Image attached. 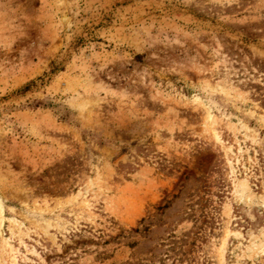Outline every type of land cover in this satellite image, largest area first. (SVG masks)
<instances>
[{
	"label": "rangeland",
	"instance_id": "rangeland-1",
	"mask_svg": "<svg viewBox=\"0 0 264 264\" xmlns=\"http://www.w3.org/2000/svg\"><path fill=\"white\" fill-rule=\"evenodd\" d=\"M0 264H264V0H0Z\"/></svg>",
	"mask_w": 264,
	"mask_h": 264
},
{
	"label": "trees",
	"instance_id": "trees-1",
	"mask_svg": "<svg viewBox=\"0 0 264 264\" xmlns=\"http://www.w3.org/2000/svg\"><path fill=\"white\" fill-rule=\"evenodd\" d=\"M27 88H28V86L25 87V89H27Z\"/></svg>",
	"mask_w": 264,
	"mask_h": 264
}]
</instances>
